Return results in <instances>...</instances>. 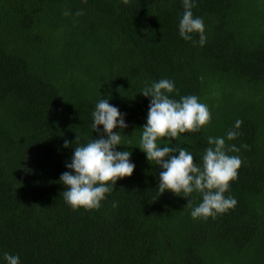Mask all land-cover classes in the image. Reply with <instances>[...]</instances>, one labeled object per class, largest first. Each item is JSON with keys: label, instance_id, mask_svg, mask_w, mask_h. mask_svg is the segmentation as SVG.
I'll return each mask as SVG.
<instances>
[{"label": "trees", "instance_id": "obj_1", "mask_svg": "<svg viewBox=\"0 0 264 264\" xmlns=\"http://www.w3.org/2000/svg\"><path fill=\"white\" fill-rule=\"evenodd\" d=\"M183 12V0H0V261L264 264V0H195L202 47L180 37ZM162 78L171 98L209 107V123L171 141L193 163L208 137L238 132L225 144L242 160L224 193L236 204L215 217H191L199 192L158 195L162 169L138 148L150 103L140 92ZM100 98L126 113L113 131L136 167L99 208L73 209L59 178L74 148L98 138Z\"/></svg>", "mask_w": 264, "mask_h": 264}, {"label": "clouds", "instance_id": "obj_2", "mask_svg": "<svg viewBox=\"0 0 264 264\" xmlns=\"http://www.w3.org/2000/svg\"><path fill=\"white\" fill-rule=\"evenodd\" d=\"M194 6L195 0H183L184 12L178 32L185 41H193L192 34H198L199 40L193 42L202 47L207 39L205 23L202 17L193 15ZM174 91V82L166 78L145 83L140 94L149 97L150 103L138 148L145 153L150 164L162 169L158 178V195L170 191L187 198L194 191L199 192L202 199L192 208L191 217H215L236 204L234 197H226L224 193L228 191L230 181L237 177L242 160L238 155H229L225 144L226 139H235L238 132L229 130L226 139L223 136L208 137L209 147L204 149L200 160L193 163V151L179 143L171 146V141L179 140L180 134L198 131L210 122L211 113L208 105L200 102L196 95L181 96L176 100L170 97ZM91 116V128L98 138L92 137L74 148L70 162L65 164L69 171L63 172L59 178L65 186L64 200L73 209L99 208L106 194L114 191L116 181L130 177L136 167L130 159V150H117L118 145H124L122 132L113 131L127 128L126 113L110 104L109 99L100 98ZM240 124L241 121L237 120L234 128L238 129ZM165 137L168 139H163ZM158 140L162 143L158 144ZM64 146L69 147V141L65 140ZM231 150L239 151L234 145ZM187 205H191V199ZM0 264H20V257L5 252Z\"/></svg>", "mask_w": 264, "mask_h": 264}]
</instances>
